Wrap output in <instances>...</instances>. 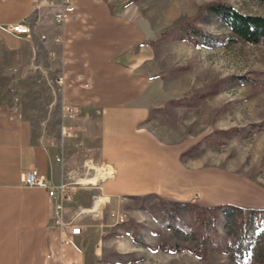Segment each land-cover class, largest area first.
Listing matches in <instances>:
<instances>
[{
	"label": "crops",
	"instance_id": "0c3cea01",
	"mask_svg": "<svg viewBox=\"0 0 264 264\" xmlns=\"http://www.w3.org/2000/svg\"><path fill=\"white\" fill-rule=\"evenodd\" d=\"M113 9L110 0H71L62 26L53 23V10H44L48 20L27 38L6 27L34 17L32 0H0V51L8 80L29 69L36 49L51 56L49 68L63 79L61 105L75 107L81 120L99 117V157L115 170L113 179L97 187L83 186L95 185L99 171L79 179L82 187L72 188L71 203L57 215L45 190L20 179L23 171L36 170L58 185L64 178L56 157L32 135L20 109L0 105V264H112L113 252L134 254L132 238L115 228L108 212L127 214L137 197L264 210V185L228 167L186 161L182 143L164 144L150 131V109L142 103L149 78L136 70L142 42L136 26ZM121 33L130 35L122 40ZM70 221L81 233L67 241L58 224Z\"/></svg>",
	"mask_w": 264,
	"mask_h": 264
},
{
	"label": "rangeland",
	"instance_id": "374dc122",
	"mask_svg": "<svg viewBox=\"0 0 264 264\" xmlns=\"http://www.w3.org/2000/svg\"><path fill=\"white\" fill-rule=\"evenodd\" d=\"M110 2L114 7L112 12H118L120 18L136 26L135 36L142 42V63L136 70L149 78L142 103L150 109V131L164 144L182 143L187 148L183 155L186 161L228 167L264 185V131L258 129L264 121V44L250 45L232 38L222 22L210 17L207 11L212 4L224 3L242 14L264 16V3L253 0ZM44 10L47 9L33 12L34 17L26 21L31 29L29 38L44 17L48 20L49 12ZM192 20H198L197 26L212 36L214 41L210 45L158 40L162 32ZM129 35L120 34L122 40ZM139 48L138 45L136 51ZM5 56L0 51V105L20 109L31 123L32 135L56 157L64 178L62 181L82 187L75 185L79 179L97 174L93 175L85 165L97 167L105 161L100 160L98 151L99 117L81 120L76 109L75 117L64 121L66 111L63 108L67 106L61 105L58 76L48 66L53 62L51 56L45 58L36 49L32 65L16 80H8L10 75L4 74ZM242 78L254 83L244 84ZM201 94L209 95L198 99ZM183 95L190 96L191 105L174 107L169 104ZM64 128L70 136L63 135ZM230 130H239V135L222 145L203 141L215 131ZM98 182H101L99 178L95 185L83 187H97ZM161 205L160 198L152 197L144 198L138 204L131 203L129 212L123 214L126 222L120 225L108 212L115 228L124 229L136 245L134 254L111 253L112 264H237L227 253L213 247L208 249L205 259L186 251H152L151 247L161 245L179 244L192 248L199 243L197 228L187 211L178 207L174 208L173 214L168 215L166 211L162 215L160 210L164 211L166 207ZM261 229L264 230V222L259 228L252 220L247 240L261 248L252 264H259L264 259ZM216 230L220 236L217 241L230 252L240 237L233 215L222 213ZM110 235L121 234L112 231Z\"/></svg>",
	"mask_w": 264,
	"mask_h": 264
},
{
	"label": "trees",
	"instance_id": "16d2710c",
	"mask_svg": "<svg viewBox=\"0 0 264 264\" xmlns=\"http://www.w3.org/2000/svg\"><path fill=\"white\" fill-rule=\"evenodd\" d=\"M256 2L264 3V0H253ZM208 15L218 18L222 24L229 30L232 38L245 42L250 45L264 44V16L258 15H246L236 11L230 5L224 3H216L208 6ZM198 20L188 21L162 32L158 40L181 42L186 41L194 46H200L201 44L208 46L214 39L209 33L204 32L197 26ZM244 84H253L254 82L249 79H241ZM209 94H201L198 99H204ZM174 107H186L192 104L191 98L188 95H183L180 98L169 101ZM259 131H264V121L259 125ZM234 131V133H233ZM235 135H239V130L230 131H215L203 138V141H207L210 144L222 145L226 141L233 138ZM201 143V142H200ZM197 144V146L200 145ZM145 197H137V200H144ZM161 206H165L166 209L160 210L161 214L167 211L168 215L174 213V208L181 207L185 209L193 223V226L197 228L199 237V243L196 247L187 248L179 244L173 246H159L151 247L152 251L162 249L168 253L177 252H189L197 258L205 259L208 254L209 248H215L223 253H227L232 260L237 264H252L259 246H256L247 240V233L250 229L252 220H255L259 228L264 222V210H250L241 209L233 206L222 205L216 207H201L190 203L171 202L160 199ZM168 206V207H167ZM227 213L233 215L235 223L240 231V237L238 238L236 246L227 252L222 244L217 241L220 237L216 226L221 219V214ZM260 237L264 236V230L261 229L259 233ZM261 253L264 255V248ZM260 255V253L258 254ZM259 264H264V259Z\"/></svg>",
	"mask_w": 264,
	"mask_h": 264
},
{
	"label": "built area",
	"instance_id": "2783aa9c",
	"mask_svg": "<svg viewBox=\"0 0 264 264\" xmlns=\"http://www.w3.org/2000/svg\"><path fill=\"white\" fill-rule=\"evenodd\" d=\"M71 4V0H32L33 11L38 12L42 9H50L53 10L52 17L53 23L57 26H62L66 20L67 16V9ZM1 29V26H0ZM8 32H11L16 35L24 36L29 38L31 36V29L28 23L25 21H20L14 24H10L6 27ZM40 39L45 42L46 37L41 36ZM55 43H60L59 39L54 40ZM59 85L63 84V79L59 78L58 82ZM63 111H66V114H63L64 119H73L76 115V108L67 106L63 108ZM63 135L70 136V132H68L65 128L62 130ZM87 163L85 166L88 171H93L92 174L94 175L99 168L101 170L100 173V181L110 180L113 179L115 176V170L106 161L100 162V164L95 166H90ZM91 175V176H93ZM21 183L30 188H40L47 192L48 197L54 203V211L57 215H60L65 206L70 204L72 201V188L73 185L67 182H60L58 185H51L45 176L40 175L36 170H26L23 171L20 175ZM80 185V184H75ZM96 199L94 198L91 207L93 206ZM110 216L115 220V223L120 225L126 222V217L123 214L114 213L112 212ZM60 234L64 236L67 241L70 237H74L80 235L81 228L75 224L74 221L67 222L63 224L60 222L58 224Z\"/></svg>",
	"mask_w": 264,
	"mask_h": 264
},
{
	"label": "bare ground",
	"instance_id": "6f19581e",
	"mask_svg": "<svg viewBox=\"0 0 264 264\" xmlns=\"http://www.w3.org/2000/svg\"><path fill=\"white\" fill-rule=\"evenodd\" d=\"M98 170H99V169H98ZM98 170H97V171H98ZM100 173H101V170H100ZM87 182H88V181H86V182H84V183L87 184Z\"/></svg>",
	"mask_w": 264,
	"mask_h": 264
}]
</instances>
